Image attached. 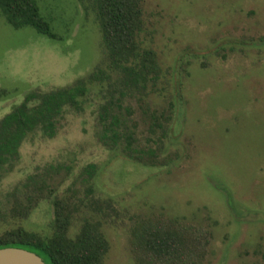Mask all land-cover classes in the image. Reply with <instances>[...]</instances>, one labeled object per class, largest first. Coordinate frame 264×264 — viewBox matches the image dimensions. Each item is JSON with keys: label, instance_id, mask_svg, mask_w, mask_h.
I'll use <instances>...</instances> for the list:
<instances>
[{"label": "rangeland", "instance_id": "obj_1", "mask_svg": "<svg viewBox=\"0 0 264 264\" xmlns=\"http://www.w3.org/2000/svg\"><path fill=\"white\" fill-rule=\"evenodd\" d=\"M35 1L57 39L15 29L0 14V118L30 91L107 71L90 0ZM142 9L140 40L163 72L143 108L149 114L172 103L167 137L157 144L161 166L144 168L99 143L96 116L107 85L94 84L81 111H65L53 138L36 133L22 143L0 179V209L48 165L61 169L59 195L82 193L81 172L93 164V198L113 205L103 222L104 264H136L131 225L161 215L210 231L202 264H264V0H142ZM126 105L146 135L142 105ZM51 219L42 202L22 225L46 233Z\"/></svg>", "mask_w": 264, "mask_h": 264}, {"label": "trees", "instance_id": "obj_2", "mask_svg": "<svg viewBox=\"0 0 264 264\" xmlns=\"http://www.w3.org/2000/svg\"><path fill=\"white\" fill-rule=\"evenodd\" d=\"M90 1L107 71L97 68L69 86L30 91L0 118V179L10 172L29 136L38 133L51 139L66 110H82L89 86L94 84L107 85L96 116L99 143L119 150L126 161L144 168L161 166L157 144L167 137L172 103L165 111L149 114L148 108H143L157 92L163 72L156 53L143 47L140 40L144 31L142 0ZM0 14L15 29L31 27L43 37L57 39L35 0H0ZM132 101L142 105L146 135L138 132V124L125 106ZM60 170L48 165L10 191L9 203L0 209V249L32 252L44 264H104L109 244L103 222L113 212V205L110 200L93 198L90 182L96 167L89 164L82 170V193L73 188L67 189V195H59ZM42 202L52 208L48 231L27 230L22 222ZM85 212L91 214L85 216ZM75 219L79 222L74 231ZM210 243L211 233L206 228L162 215L137 218L130 227V252L136 264H202Z\"/></svg>", "mask_w": 264, "mask_h": 264}, {"label": "water", "instance_id": "obj_3", "mask_svg": "<svg viewBox=\"0 0 264 264\" xmlns=\"http://www.w3.org/2000/svg\"><path fill=\"white\" fill-rule=\"evenodd\" d=\"M0 264H44V262L32 252L19 248H3L0 249Z\"/></svg>", "mask_w": 264, "mask_h": 264}]
</instances>
